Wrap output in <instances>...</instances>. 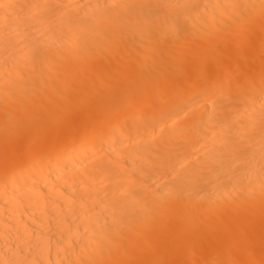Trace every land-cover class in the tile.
Segmentation results:
<instances>
[{
    "label": "bare ground",
    "instance_id": "obj_1",
    "mask_svg": "<svg viewBox=\"0 0 264 264\" xmlns=\"http://www.w3.org/2000/svg\"><path fill=\"white\" fill-rule=\"evenodd\" d=\"M0 264H264V0H0Z\"/></svg>",
    "mask_w": 264,
    "mask_h": 264
}]
</instances>
